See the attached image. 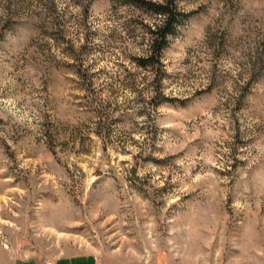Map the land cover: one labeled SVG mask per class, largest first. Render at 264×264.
I'll return each mask as SVG.
<instances>
[{
	"label": "rangeland",
	"instance_id": "1",
	"mask_svg": "<svg viewBox=\"0 0 264 264\" xmlns=\"http://www.w3.org/2000/svg\"><path fill=\"white\" fill-rule=\"evenodd\" d=\"M125 1L0 0V264H264V0H176L156 69Z\"/></svg>",
	"mask_w": 264,
	"mask_h": 264
},
{
	"label": "trees",
	"instance_id": "2",
	"mask_svg": "<svg viewBox=\"0 0 264 264\" xmlns=\"http://www.w3.org/2000/svg\"><path fill=\"white\" fill-rule=\"evenodd\" d=\"M123 4H129L136 6L140 9H143L147 12H150L156 16H159L162 21L160 25H155L154 29H150L149 34L152 39L150 45V56L147 59L141 60L143 67H150L152 69L160 68L161 66V56L163 51L169 45L168 30L170 29L172 16L173 14L192 17L197 14V12L184 13L178 9L176 0H172V3H169V0H165L163 3H157L146 0H127ZM161 9H168V11H161Z\"/></svg>",
	"mask_w": 264,
	"mask_h": 264
},
{
	"label": "clouds",
	"instance_id": "3",
	"mask_svg": "<svg viewBox=\"0 0 264 264\" xmlns=\"http://www.w3.org/2000/svg\"><path fill=\"white\" fill-rule=\"evenodd\" d=\"M169 3H172V0H169ZM161 11H168V9H161ZM193 18L191 17H184L173 14L172 22L170 29L168 30V35L173 37H178L182 34L181 30L184 29ZM255 83V81H253ZM238 179H243V177H238ZM223 199V197H221Z\"/></svg>",
	"mask_w": 264,
	"mask_h": 264
},
{
	"label": "crops",
	"instance_id": "4",
	"mask_svg": "<svg viewBox=\"0 0 264 264\" xmlns=\"http://www.w3.org/2000/svg\"><path fill=\"white\" fill-rule=\"evenodd\" d=\"M55 264H86V263H84V260H83V261H73V262H70V261H60L59 263H55Z\"/></svg>",
	"mask_w": 264,
	"mask_h": 264
}]
</instances>
